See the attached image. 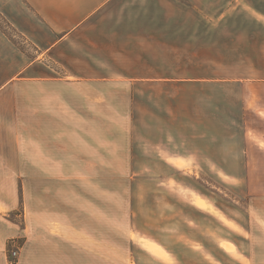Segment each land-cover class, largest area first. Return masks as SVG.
Wrapping results in <instances>:
<instances>
[{
    "label": "crops",
    "instance_id": "crops-1",
    "mask_svg": "<svg viewBox=\"0 0 264 264\" xmlns=\"http://www.w3.org/2000/svg\"><path fill=\"white\" fill-rule=\"evenodd\" d=\"M0 14L35 50L0 27V264L11 237H25L17 264L117 260L100 248H118L117 218L103 216L118 194L70 166L153 162L215 166L223 183L225 166H254L234 176L252 175L249 200L228 202L245 219L191 201L226 232L223 253L264 264V0H0Z\"/></svg>",
    "mask_w": 264,
    "mask_h": 264
},
{
    "label": "rangeland",
    "instance_id": "rangeland-1",
    "mask_svg": "<svg viewBox=\"0 0 264 264\" xmlns=\"http://www.w3.org/2000/svg\"><path fill=\"white\" fill-rule=\"evenodd\" d=\"M23 45L30 53H35L31 45L27 43ZM172 90L175 91V89ZM137 152L141 153L140 144ZM137 160L142 159L139 156ZM49 167L57 172L60 171L61 166ZM253 168L254 166H247L246 169L244 166H225L227 176L225 175L223 183L221 174L215 166H178L157 162L133 165L70 166V170L78 174H101L102 180L91 182V184H100L102 190H115L118 194V211L113 215L103 214V216L107 215L105 216L107 219L113 216L117 218L118 248L104 244L100 248L103 255L117 254V260H103L102 264H221L220 261L224 262V260L227 264H252L253 262L246 257L250 251L247 241L237 235L228 234L230 238L238 239L240 252L244 255L240 254V259L246 257V260L241 261L238 259L239 256L227 255L221 251L217 241L225 237L226 232L219 227L216 219L204 213L195 212L196 209L191 200L195 194H207L215 203H225L237 215L245 219V213L233 208L228 202L234 200L236 203L240 200L242 207L249 200L246 190L253 189L252 175L250 180L245 178L237 181L234 176L241 177L245 174L249 175L250 172L252 174ZM64 183L67 184V180ZM69 187L73 188L75 185L73 186L70 182ZM55 188L65 189L67 185L62 187L60 184H55ZM222 188L225 192L221 191ZM28 213V206L23 203L16 215L24 220L28 217ZM131 218L133 227L130 226L132 229L130 230L135 238L133 244L123 234L129 229L127 226L132 223ZM191 221L194 222L195 229L190 227ZM136 234L139 237H135ZM103 236H110L109 230L104 227ZM140 236L154 239L158 244L151 242L143 245ZM12 240L20 244L21 255L25 237L9 238L7 240L8 254L9 241ZM207 240H210V243ZM210 251L215 253L219 261H214L208 256V252L211 254Z\"/></svg>",
    "mask_w": 264,
    "mask_h": 264
},
{
    "label": "trees",
    "instance_id": "trees-1",
    "mask_svg": "<svg viewBox=\"0 0 264 264\" xmlns=\"http://www.w3.org/2000/svg\"><path fill=\"white\" fill-rule=\"evenodd\" d=\"M0 27L9 35V37L23 50L26 48L23 45L26 42V38L20 34L6 19L0 14ZM28 44V43H27Z\"/></svg>",
    "mask_w": 264,
    "mask_h": 264
},
{
    "label": "built area",
    "instance_id": "built-area-1",
    "mask_svg": "<svg viewBox=\"0 0 264 264\" xmlns=\"http://www.w3.org/2000/svg\"><path fill=\"white\" fill-rule=\"evenodd\" d=\"M9 261L11 264H17L19 256H20V244H18L16 241L12 240L9 241Z\"/></svg>",
    "mask_w": 264,
    "mask_h": 264
}]
</instances>
